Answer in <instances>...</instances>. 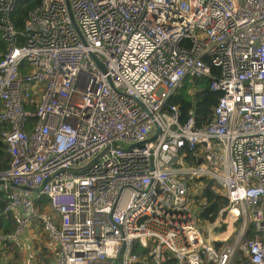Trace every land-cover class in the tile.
Here are the masks:
<instances>
[{
    "label": "built area",
    "instance_id": "obj_1",
    "mask_svg": "<svg viewBox=\"0 0 264 264\" xmlns=\"http://www.w3.org/2000/svg\"><path fill=\"white\" fill-rule=\"evenodd\" d=\"M18 1L0 0V246L40 226L50 264H264V0H40L16 29ZM203 77L212 117L181 122L168 100Z\"/></svg>",
    "mask_w": 264,
    "mask_h": 264
},
{
    "label": "trees",
    "instance_id": "obj_2",
    "mask_svg": "<svg viewBox=\"0 0 264 264\" xmlns=\"http://www.w3.org/2000/svg\"><path fill=\"white\" fill-rule=\"evenodd\" d=\"M40 0H19L14 10L11 14L14 26L16 29H21L23 27V22L27 17L30 10H32ZM4 44L0 41V52L3 51ZM1 58V57H0ZM214 72H217L214 70ZM210 79L203 77L199 80L190 83L185 80L183 84L177 89L175 94H173L169 100L168 104L170 106H177L179 111V119L181 122L185 121L188 117V112L191 108H194L195 113V123L200 125L205 123L207 119L212 117V108L217 105L218 99L222 92L214 91L209 89ZM193 85V86H191ZM189 87H197V91L193 96L188 93ZM3 142L0 140V163H3L6 156L3 152ZM209 194V192H208ZM209 200L211 204L205 209L203 216L208 217L210 220L215 217L218 209L226 203L224 198L218 197L213 198L209 195ZM210 214V216H209ZM13 229V220L10 215L0 217V233L10 232ZM15 245L11 243H4L0 246V253L6 252L10 249H15ZM135 252L139 258H143L145 250L139 245H135ZM237 261H240L239 259ZM6 264H16L15 262H8ZM143 264V263H139ZM162 264H177L176 260L172 257L165 258Z\"/></svg>",
    "mask_w": 264,
    "mask_h": 264
},
{
    "label": "rangeland",
    "instance_id": "obj_3",
    "mask_svg": "<svg viewBox=\"0 0 264 264\" xmlns=\"http://www.w3.org/2000/svg\"><path fill=\"white\" fill-rule=\"evenodd\" d=\"M29 232V247L19 249L14 246L15 249L0 253V264H6L8 262H15L16 264H50V261L54 257V250L42 234L41 227H32ZM229 242H232V239Z\"/></svg>",
    "mask_w": 264,
    "mask_h": 264
},
{
    "label": "bare ground",
    "instance_id": "obj_4",
    "mask_svg": "<svg viewBox=\"0 0 264 264\" xmlns=\"http://www.w3.org/2000/svg\"><path fill=\"white\" fill-rule=\"evenodd\" d=\"M229 230H234V226L232 224L229 226Z\"/></svg>",
    "mask_w": 264,
    "mask_h": 264
},
{
    "label": "crops",
    "instance_id": "obj_5",
    "mask_svg": "<svg viewBox=\"0 0 264 264\" xmlns=\"http://www.w3.org/2000/svg\"><path fill=\"white\" fill-rule=\"evenodd\" d=\"M196 92H197V91H196ZM196 92H195V93H196ZM195 93H194V94H195Z\"/></svg>",
    "mask_w": 264,
    "mask_h": 264
}]
</instances>
